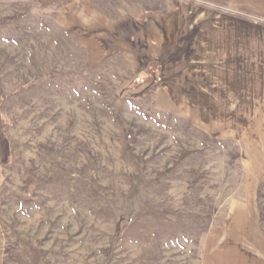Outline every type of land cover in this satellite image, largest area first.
Segmentation results:
<instances>
[{"label": "rangeland", "instance_id": "rangeland-1", "mask_svg": "<svg viewBox=\"0 0 264 264\" xmlns=\"http://www.w3.org/2000/svg\"><path fill=\"white\" fill-rule=\"evenodd\" d=\"M68 1L0 4V264H203L241 184L236 141L172 113L118 55L92 65Z\"/></svg>", "mask_w": 264, "mask_h": 264}, {"label": "crops", "instance_id": "crops-1", "mask_svg": "<svg viewBox=\"0 0 264 264\" xmlns=\"http://www.w3.org/2000/svg\"><path fill=\"white\" fill-rule=\"evenodd\" d=\"M60 16L92 65L118 55L172 113L236 141L241 184L206 233L202 262L264 264V0H166L163 11L134 0L116 14L69 0Z\"/></svg>", "mask_w": 264, "mask_h": 264}, {"label": "trees", "instance_id": "trees-1", "mask_svg": "<svg viewBox=\"0 0 264 264\" xmlns=\"http://www.w3.org/2000/svg\"><path fill=\"white\" fill-rule=\"evenodd\" d=\"M0 85H1V83H0ZM33 85H35V83L33 81L27 82V83H25V84L22 85L23 86L22 88H30ZM1 92H2V90L0 88V95H1ZM1 97H2V100H1V103H0V108H1L2 103L4 101L3 96H1ZM125 130H126V135L128 136V139H129L128 140L129 146H127V147L130 149V151H133L134 150V146L133 145H134V143L136 141L137 134L135 135L133 133V130L131 128H129L127 124H125ZM263 185L264 184H262V186ZM262 186L260 187L259 198H260V214H261V220H262V225L264 226V223H263V221H264V214L262 213V209H261V203H262L261 202V188H262Z\"/></svg>", "mask_w": 264, "mask_h": 264}]
</instances>
